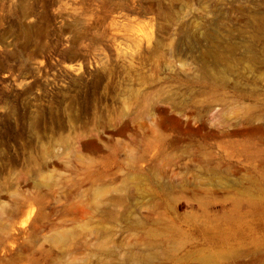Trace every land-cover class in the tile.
I'll list each match as a JSON object with an SVG mask.
<instances>
[{"label": "rangeland", "instance_id": "rangeland-1", "mask_svg": "<svg viewBox=\"0 0 264 264\" xmlns=\"http://www.w3.org/2000/svg\"><path fill=\"white\" fill-rule=\"evenodd\" d=\"M0 264H264V0H0Z\"/></svg>", "mask_w": 264, "mask_h": 264}, {"label": "bare ground", "instance_id": "bare-ground-1", "mask_svg": "<svg viewBox=\"0 0 264 264\" xmlns=\"http://www.w3.org/2000/svg\"><path fill=\"white\" fill-rule=\"evenodd\" d=\"M47 184L49 183V182H46Z\"/></svg>", "mask_w": 264, "mask_h": 264}]
</instances>
